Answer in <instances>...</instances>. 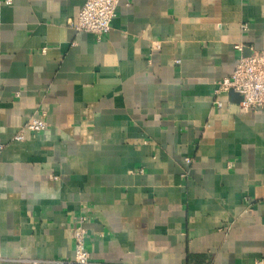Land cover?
Instances as JSON below:
<instances>
[{
    "label": "crops",
    "instance_id": "crops-1",
    "mask_svg": "<svg viewBox=\"0 0 264 264\" xmlns=\"http://www.w3.org/2000/svg\"><path fill=\"white\" fill-rule=\"evenodd\" d=\"M84 1L0 6V264H68L79 213L99 264L264 259V106L213 94L264 50V0H119L100 40Z\"/></svg>",
    "mask_w": 264,
    "mask_h": 264
},
{
    "label": "built area",
    "instance_id": "built-area-1",
    "mask_svg": "<svg viewBox=\"0 0 264 264\" xmlns=\"http://www.w3.org/2000/svg\"><path fill=\"white\" fill-rule=\"evenodd\" d=\"M11 2L12 0H0V6L11 4ZM118 3L119 0H85L76 20L70 22L69 26L76 32L88 33L100 40L110 31V24L115 17ZM246 27L247 24L242 25L243 29ZM235 48L241 50L239 45H236ZM230 90L242 97L238 104L241 111L254 110L264 106V50L239 56L232 74L216 82L213 94L216 98L220 94H227ZM213 103L216 107L221 106L219 101ZM46 128L45 113H35L13 135L12 140L23 142L25 132L35 134L45 131ZM2 147L0 145V150ZM191 163V158L184 159L185 165L188 166ZM186 175L185 172L182 173L183 177ZM87 219L85 213H79L73 219V258L68 264H99L91 260L90 253L85 246ZM31 264H37V261H32ZM255 264H264V259L256 260Z\"/></svg>",
    "mask_w": 264,
    "mask_h": 264
},
{
    "label": "water",
    "instance_id": "water-1",
    "mask_svg": "<svg viewBox=\"0 0 264 264\" xmlns=\"http://www.w3.org/2000/svg\"><path fill=\"white\" fill-rule=\"evenodd\" d=\"M228 95L230 98L233 99V101L235 102V105H238L239 102L242 100V97L240 95H238L237 93H235L234 91L230 90L228 92Z\"/></svg>",
    "mask_w": 264,
    "mask_h": 264
}]
</instances>
